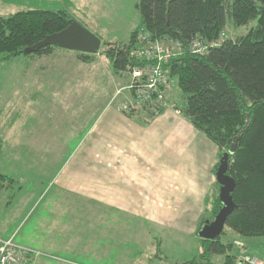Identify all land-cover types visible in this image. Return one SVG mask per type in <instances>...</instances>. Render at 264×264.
Segmentation results:
<instances>
[{
    "label": "rangeland",
    "instance_id": "374dc122",
    "mask_svg": "<svg viewBox=\"0 0 264 264\" xmlns=\"http://www.w3.org/2000/svg\"><path fill=\"white\" fill-rule=\"evenodd\" d=\"M137 2L0 0L4 16L27 9L68 10L103 43L87 62L79 52L63 48L0 60V175L5 176L0 180V236L15 235L18 243L53 256H38L29 264H186L200 254L197 230L186 237L150 229L140 217L113 209L112 156L118 151L112 148L111 132L99 126L90 133L105 109L119 111L130 97L124 89L129 71L117 72L103 50L104 42L129 41L138 23ZM254 24L230 26L225 36L245 34ZM170 97L181 103L175 87ZM139 112L129 117L135 123L146 126L155 119ZM158 235L161 258L155 250ZM221 239L235 240L239 257L251 253L264 261V236L239 238L226 226ZM237 241L245 242L249 253Z\"/></svg>",
    "mask_w": 264,
    "mask_h": 264
},
{
    "label": "trees",
    "instance_id": "16d2710c",
    "mask_svg": "<svg viewBox=\"0 0 264 264\" xmlns=\"http://www.w3.org/2000/svg\"><path fill=\"white\" fill-rule=\"evenodd\" d=\"M136 8L138 23L129 41L104 42V55L117 72L140 64L131 52L142 28L153 41L182 44L184 54L163 65L179 92L181 115L218 145L220 158L236 142L226 172L236 181L232 193L236 206L226 226L240 238L264 236V0H138ZM74 20L65 9L0 15V60L51 53L59 47H37L38 43ZM254 22L245 34L225 36L230 26ZM197 36L220 42L219 46L204 54L191 53L188 47ZM79 53L86 62L94 55ZM164 110L139 113L151 121ZM219 165L220 160L213 168L215 175ZM220 187L216 180L206 196L196 232L201 252L186 264H239L235 240L199 237L202 227L220 211ZM206 213L210 219L204 218ZM216 256H223L222 261Z\"/></svg>",
    "mask_w": 264,
    "mask_h": 264
},
{
    "label": "crops",
    "instance_id": "0c3cea01",
    "mask_svg": "<svg viewBox=\"0 0 264 264\" xmlns=\"http://www.w3.org/2000/svg\"><path fill=\"white\" fill-rule=\"evenodd\" d=\"M129 117L120 110L105 109L90 131L101 127L111 132L112 148L118 151L112 156L116 166L109 196L116 203L112 204L113 209L118 214L126 212L127 217L143 219L140 224L150 229L192 237L206 207V196L217 180L213 168L219 160L218 147L174 109H165L146 126ZM64 169L67 171V164ZM64 181L67 185V174ZM131 223V228L137 227ZM158 239L161 243L159 235ZM160 243L155 247L158 258ZM243 245L248 252L245 242Z\"/></svg>",
    "mask_w": 264,
    "mask_h": 264
},
{
    "label": "built area",
    "instance_id": "2783aa9c",
    "mask_svg": "<svg viewBox=\"0 0 264 264\" xmlns=\"http://www.w3.org/2000/svg\"><path fill=\"white\" fill-rule=\"evenodd\" d=\"M219 43L197 36L188 50L194 54H204L210 47H218ZM183 54L181 43L153 41L151 35L142 28L138 34L137 47L131 52L134 61L140 64L129 68L130 80L124 89L130 97L122 103L120 110L130 114L146 109L157 112L162 107L174 109L181 114L179 104L170 97L175 82L163 65ZM239 244L244 246L243 243ZM38 256L53 257L39 249L18 243L15 235L10 238L0 236V264H29V259L33 260ZM239 264H264V261L255 255L245 254L239 257Z\"/></svg>",
    "mask_w": 264,
    "mask_h": 264
},
{
    "label": "water",
    "instance_id": "95a60500",
    "mask_svg": "<svg viewBox=\"0 0 264 264\" xmlns=\"http://www.w3.org/2000/svg\"><path fill=\"white\" fill-rule=\"evenodd\" d=\"M45 46H57L67 50L96 54L102 47V39L84 27L80 22L74 20L66 28L48 35L37 45V47ZM235 149L236 142L233 144L231 150L224 153L220 158L216 179L221 185L219 197L222 206L215 218L208 220L199 231V237L201 238L217 239L224 231L227 218L236 206L232 195L236 187V181L226 173L229 167V156L234 153Z\"/></svg>",
    "mask_w": 264,
    "mask_h": 264
}]
</instances>
